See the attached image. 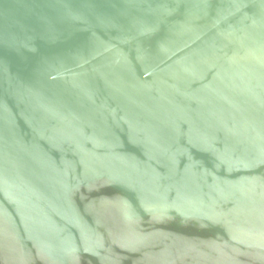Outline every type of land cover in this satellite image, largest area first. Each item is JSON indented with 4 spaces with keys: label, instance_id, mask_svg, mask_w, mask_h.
Listing matches in <instances>:
<instances>
[{
    "label": "water",
    "instance_id": "water-1",
    "mask_svg": "<svg viewBox=\"0 0 264 264\" xmlns=\"http://www.w3.org/2000/svg\"><path fill=\"white\" fill-rule=\"evenodd\" d=\"M0 264H264V0H0Z\"/></svg>",
    "mask_w": 264,
    "mask_h": 264
}]
</instances>
